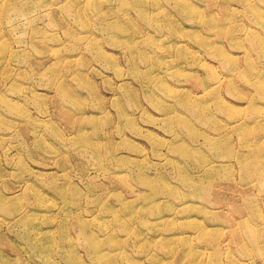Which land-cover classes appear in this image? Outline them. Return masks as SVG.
Here are the masks:
<instances>
[{"label":"rangeland","instance_id":"obj_1","mask_svg":"<svg viewBox=\"0 0 264 264\" xmlns=\"http://www.w3.org/2000/svg\"><path fill=\"white\" fill-rule=\"evenodd\" d=\"M0 195V264H264V0H0Z\"/></svg>","mask_w":264,"mask_h":264},{"label":"bare ground","instance_id":"obj_2","mask_svg":"<svg viewBox=\"0 0 264 264\" xmlns=\"http://www.w3.org/2000/svg\"><path fill=\"white\" fill-rule=\"evenodd\" d=\"M121 1H126V0H121ZM177 1H182V0H177ZM189 8L190 9H193V7L192 6H189ZM260 16V15H259ZM178 29L180 28V27H177ZM220 50V49H219ZM120 197H118V199H119ZM103 199V198H102ZM122 199V198H121ZM5 198L3 197V196H1L0 195V205L1 206H5ZM130 204H132V203H130ZM127 205H129V204H127ZM109 206H110V209L112 210V211H115L116 209H115V207H114V205L112 204V203H110L109 204ZM126 211H127V214H130V215H132V213H133V207H132V205H130V206H128V207H126ZM122 212V211H121ZM123 213V212H122ZM125 214V213H124ZM123 217V216H122ZM128 217V216H127ZM136 217V216H135ZM132 226V225H131ZM81 227V226H80ZM80 230V229H79ZM111 237L114 239V237H113V235H111ZM93 247H95V249L94 250H96V251H99L100 252V254L101 255H98V262H101V261H103V258H105L106 256H105V253L103 252V250H102V248H98L97 247V241H95L93 244ZM102 252V253H101ZM103 256H105V257H103ZM102 258V259H101ZM239 264H245V263H243V262H239Z\"/></svg>","mask_w":264,"mask_h":264}]
</instances>
